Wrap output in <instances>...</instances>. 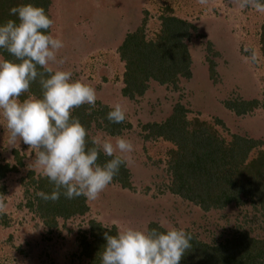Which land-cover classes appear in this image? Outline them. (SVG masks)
Returning <instances> with one entry per match:
<instances>
[{
    "label": "rangeland",
    "instance_id": "1",
    "mask_svg": "<svg viewBox=\"0 0 264 264\" xmlns=\"http://www.w3.org/2000/svg\"><path fill=\"white\" fill-rule=\"evenodd\" d=\"M167 7L198 27V35L189 42L192 78L182 79L178 91L152 82L142 98L124 97L125 64L118 49L146 18L147 38H156ZM51 15V33L62 38L65 47L50 67L69 70L74 80L91 84L97 92L96 103L111 109L119 103L126 110L130 128L122 135L110 136L95 128L90 136L101 141L123 136L132 141V153L114 154L127 160L131 187L112 182L98 199L87 200L86 215L61 220L49 233L25 207L22 179L29 171L43 176L34 165L37 150L19 138L13 141L0 116V163L16 165L14 151L24 163L17 173L0 180V264H85L81 239L92 221L117 230L132 227L146 231L151 224L183 228L209 245L231 236L234 228L244 223V210L228 207L206 213L171 193L173 177L168 163L175 147L162 138L149 137L146 127L164 123L181 104L189 121L199 119L213 125L228 141L240 135L264 143V13L240 9L235 0H53ZM208 43L213 45L212 53ZM252 51L257 55L255 63L245 59ZM208 57L215 65L213 77ZM237 100H258L261 107L239 116L226 106ZM258 151L254 150L249 160L256 158ZM254 236L264 240V231Z\"/></svg>",
    "mask_w": 264,
    "mask_h": 264
},
{
    "label": "trees",
    "instance_id": "2",
    "mask_svg": "<svg viewBox=\"0 0 264 264\" xmlns=\"http://www.w3.org/2000/svg\"><path fill=\"white\" fill-rule=\"evenodd\" d=\"M23 4L45 9L52 19L53 0H0V23L17 20L10 14V9ZM160 20L161 30L156 38H147L146 18L142 27L129 33L118 49L125 64L123 95L131 100L145 96L152 82L178 91L182 79L192 78L193 58L189 42L198 35V27L175 16L170 7L165 9ZM261 31L264 57V25ZM208 51L213 52L212 43H208ZM0 57L15 59L5 50H0ZM208 59L213 77L215 65L210 57ZM41 94L38 78L20 100ZM226 106L237 115L245 116L259 109L261 103L258 100H237L226 103ZM110 110L100 103L95 107L85 104L75 109L73 115L88 129L90 140H93L90 133L95 128L110 136L122 135L130 125L126 120L120 124L110 123L107 120ZM146 129L150 131L149 137L162 138L175 147L168 163L173 177L171 193L199 206L206 213L228 207L244 210V223H239L232 235L219 244L209 245L190 233L192 246L181 264H264V240L254 236L257 231H264V143L240 135H233L228 141L213 125L199 119L189 121L186 108L181 104L175 106L164 123L148 125ZM256 149H259L257 157L249 160ZM14 157L16 165L0 163V180L24 167L23 158L17 151H14ZM110 159L112 157L101 152L98 163L102 165ZM129 178V172L122 164L113 183L130 188ZM22 184L25 207L43 222L49 233L59 227L61 220L84 216L89 211L83 196L66 199L61 195L56 202L43 200L37 193H51L54 186L46 177L36 176L34 171H29ZM150 228L165 230L157 224H151ZM117 231V228L108 229L95 221L90 223L89 231L81 239L82 255L87 258L85 264H100L99 253L106 244L104 233L115 235Z\"/></svg>",
    "mask_w": 264,
    "mask_h": 264
},
{
    "label": "clouds",
    "instance_id": "3",
    "mask_svg": "<svg viewBox=\"0 0 264 264\" xmlns=\"http://www.w3.org/2000/svg\"><path fill=\"white\" fill-rule=\"evenodd\" d=\"M235 4L264 13V0H235ZM10 14L17 20L0 23V50L15 59L0 57V116L6 120L13 141L19 138L37 150L35 169L54 186L51 193L38 192L39 197L56 202L61 195L66 199L83 196L94 201L127 162L114 154H130L134 144L123 136L90 140L88 129L73 112L85 104L95 107L97 92L91 84L74 80L71 71L50 67L65 47L63 39L50 31L54 21L45 9L33 4L13 7ZM245 59L255 63L256 52ZM38 78L41 96L29 95L21 101V95L29 92ZM107 120L123 123L125 108L117 103L107 113ZM101 152L112 159L101 165ZM104 239L100 264H181L192 246L191 234L177 227L164 231L129 227L115 235L105 232Z\"/></svg>",
    "mask_w": 264,
    "mask_h": 264
},
{
    "label": "crops",
    "instance_id": "4",
    "mask_svg": "<svg viewBox=\"0 0 264 264\" xmlns=\"http://www.w3.org/2000/svg\"><path fill=\"white\" fill-rule=\"evenodd\" d=\"M193 58V57H192ZM193 64H194V61H193ZM193 67V66H192ZM192 75H193V69H192Z\"/></svg>",
    "mask_w": 264,
    "mask_h": 264
}]
</instances>
